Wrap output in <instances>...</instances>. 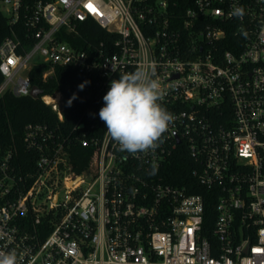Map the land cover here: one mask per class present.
<instances>
[{
	"label": "built area",
	"instance_id": "1",
	"mask_svg": "<svg viewBox=\"0 0 264 264\" xmlns=\"http://www.w3.org/2000/svg\"><path fill=\"white\" fill-rule=\"evenodd\" d=\"M178 3L0 0L12 27L0 97L31 95L38 63L50 66L44 79L56 66L93 79L71 128L63 93L42 92L59 122L25 126L22 161L17 144L0 146V251L20 264H264V0ZM90 21L108 33L99 42L84 36ZM141 65L155 68L174 119L155 150L132 154L98 113L110 81ZM76 144L90 149L82 172ZM186 155L195 180H170L164 171Z\"/></svg>",
	"mask_w": 264,
	"mask_h": 264
},
{
	"label": "trees",
	"instance_id": "2",
	"mask_svg": "<svg viewBox=\"0 0 264 264\" xmlns=\"http://www.w3.org/2000/svg\"><path fill=\"white\" fill-rule=\"evenodd\" d=\"M178 10H184L186 7L193 3V0H178ZM89 31L91 34H87L86 30H82L84 36L93 37L96 42H99L102 38H105L108 34L97 23L90 21ZM12 34V27L5 16L0 11V45L3 40ZM19 36L26 40V36L23 32H19ZM234 37L233 33H229L226 39ZM72 41V40H71ZM75 45L80 44L79 41L73 40ZM49 64L38 63L30 71V77L33 85L39 86L43 90V94H53L57 91H61L64 96L65 110L64 121L60 122L64 129L71 128L83 114L85 109L89 106L90 100L88 99V92L93 85V79L69 66H56L55 73L49 76L47 79L43 78V73L49 68ZM4 77L0 72V84ZM83 85V87H81ZM31 122L49 123L55 126L58 122V115L52 109V107L44 102L41 95L33 97L32 95L18 96L11 90L6 91L0 97V146L8 147L13 144H17L21 155V161L26 158L28 152L23 145V135L25 126ZM89 148L76 144L73 145L72 151L74 169L77 172H82L87 164V152ZM77 157H84L81 162L76 161ZM75 158V159H74ZM184 160L177 157L171 165L164 171V174L169 176L170 180H174L176 177L178 182L187 180H195L191 175V162L186 155ZM262 169L264 172V160ZM183 179H178V178ZM175 180V182H177ZM192 192H207L205 188H193ZM217 199L212 197L207 203V218L205 222V229L208 228V224L213 221L217 212L215 210V204Z\"/></svg>",
	"mask_w": 264,
	"mask_h": 264
},
{
	"label": "clouds",
	"instance_id": "3",
	"mask_svg": "<svg viewBox=\"0 0 264 264\" xmlns=\"http://www.w3.org/2000/svg\"><path fill=\"white\" fill-rule=\"evenodd\" d=\"M242 7H233L230 15L243 18ZM83 87V85H81ZM165 92L156 78L155 68L141 65L133 72L110 81L103 96L99 118L107 134L122 151L135 154L155 150L174 117L160 103ZM0 264H20L15 250L0 251Z\"/></svg>",
	"mask_w": 264,
	"mask_h": 264
},
{
	"label": "water",
	"instance_id": "4",
	"mask_svg": "<svg viewBox=\"0 0 264 264\" xmlns=\"http://www.w3.org/2000/svg\"><path fill=\"white\" fill-rule=\"evenodd\" d=\"M42 92H43V90L39 86L34 85L33 88H32V91H31V95L33 97H37Z\"/></svg>",
	"mask_w": 264,
	"mask_h": 264
}]
</instances>
